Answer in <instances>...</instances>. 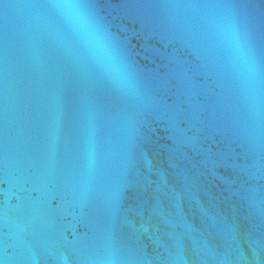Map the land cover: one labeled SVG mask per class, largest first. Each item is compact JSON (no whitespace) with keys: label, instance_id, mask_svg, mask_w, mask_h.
<instances>
[{"label":"water","instance_id":"95a60500","mask_svg":"<svg viewBox=\"0 0 264 264\" xmlns=\"http://www.w3.org/2000/svg\"><path fill=\"white\" fill-rule=\"evenodd\" d=\"M0 0V264H264V0Z\"/></svg>","mask_w":264,"mask_h":264},{"label":"clouds","instance_id":"9594fccd","mask_svg":"<svg viewBox=\"0 0 264 264\" xmlns=\"http://www.w3.org/2000/svg\"><path fill=\"white\" fill-rule=\"evenodd\" d=\"M59 7L66 19L79 32L84 42L92 49L97 58L106 62L112 71L119 73L121 68L113 50L94 27L88 12L80 3V0H61Z\"/></svg>","mask_w":264,"mask_h":264}]
</instances>
